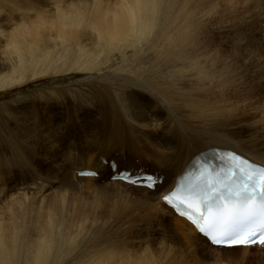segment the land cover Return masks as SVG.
I'll return each instance as SVG.
<instances>
[{"label": "rangeland", "instance_id": "rangeland-1", "mask_svg": "<svg viewBox=\"0 0 264 264\" xmlns=\"http://www.w3.org/2000/svg\"><path fill=\"white\" fill-rule=\"evenodd\" d=\"M95 1L0 0V227L9 237L16 232L15 241L19 233L15 225L38 233L36 240H46L44 246H37L38 264H98L105 254L120 259L125 255L133 264L140 260L146 264H264V247L220 253L210 245L195 251L161 223L158 214L138 206L148 194L111 187L116 181L106 165L114 160L128 170L140 168L161 176L163 183L162 171L149 157L155 151L165 163L176 159L167 167L169 176L184 153L203 142L240 140L264 156V18L259 9H251L247 0H174L177 13L186 2L183 8L198 22L194 20L193 35L187 39L184 58L187 63L193 60L190 66L186 62L167 66L164 58L155 60L154 52L165 44L153 32L137 41L131 36L119 45L107 46L101 40L99 48L92 44L98 41L96 33L87 31L91 34L81 40L85 47L62 46L56 37L58 27L81 29L68 4L83 2L93 9ZM99 1L106 6L126 0ZM24 25L46 44L36 51L12 48L17 30ZM149 54L154 60L148 62L150 57H144ZM155 61L163 65L152 69ZM15 69L24 80L4 84ZM145 74L151 76L146 79ZM170 137L176 150L166 147ZM99 157L107 159L106 169H97L102 176L84 177L96 183H71L82 168L101 166ZM123 191L131 202L114 196L126 195ZM136 198L140 199L133 205ZM93 202L103 215L93 217ZM112 202L117 207L109 205ZM78 214L85 219H78ZM50 217L67 225L51 230ZM45 231L49 236H42ZM20 248L15 253L18 259L15 254L8 258L10 264H25L26 258L20 257L24 245ZM218 255L224 261H216Z\"/></svg>", "mask_w": 264, "mask_h": 264}, {"label": "bare ground", "instance_id": "bare-ground-1", "mask_svg": "<svg viewBox=\"0 0 264 264\" xmlns=\"http://www.w3.org/2000/svg\"><path fill=\"white\" fill-rule=\"evenodd\" d=\"M247 1H249L250 8L251 9L253 8L254 10L259 9L262 18H264V0H247ZM63 2H65V1H63ZM225 2H226V0H225ZM184 3L186 4V2H184ZM184 3H182L181 5L178 3V6L180 5L182 7L178 13H177V9H176L177 1H174V0H126V1L122 2L121 4L109 3L106 6L102 5L103 3L101 1L96 0L95 1L96 5L92 4L94 6L93 9H91L89 7L90 5H88L86 3H83V2L82 3L78 2V3L68 4L69 8L72 9L73 12L75 13V16H78V19H76V21H77V23L80 24L79 27H81V29H79L77 26L73 27V25H70V26H65L64 25V27H61V28L58 27V29L55 31L56 32V37L62 43V44L60 43L62 46L74 45L77 48L81 49V47H85L83 45V43H81L84 40V39L82 40V38L85 37V35L87 36V34H91V33H87V31H92V33H96V38L95 39L96 40L98 39V41H95L92 44L93 45H97L99 48L102 45L101 40H106L107 41V44H106L107 46L108 45H117V44L119 45L123 41L128 40L131 36H134L135 37V41H137V39H138V37L140 35L146 36L147 34H150V32L151 33L153 32L154 33L153 36H155L159 41H161V42H163V44H165V45H163L164 48L161 47V49L163 48L161 51L159 50V52H154V54L156 55L155 56V60H157V59L159 60L161 58L160 59V62H161L162 59L164 58L163 62L167 61L166 62L167 66L169 64H171V66H172V64H174V63L176 64L178 62H179L178 64H180L181 62H183L185 64V62L187 61V59L184 58L185 51H187L186 49L189 47V45L187 43V39L189 41L190 36L193 35L192 31H193V27L195 25L194 24V20L198 22V17L196 15H192L191 16L190 13H188L189 11L186 12L185 8H183L184 7L183 6ZM246 4L248 5V3H246ZM59 5H61V3ZM180 6H179V8H180ZM186 7H187V5H186ZM196 8H195V11H196ZM189 9H191V8H188V10ZM206 10H208V8H206ZM190 11H192V10H190ZM203 11L205 12L204 9L202 10V13H203ZM197 13H199V12H197ZM84 14H85L84 17L88 18L87 21H86V19L84 20L82 18ZM35 16L40 18V19L42 17L41 14L37 13V12L35 13ZM202 17H204V15ZM66 19H68V18H66ZM83 20L86 21V22H84V24H83ZM55 26H56V24H55ZM51 27H53V26H51ZM16 29H18V28H16ZM158 32H160V33L158 34ZM194 32H195V29H194ZM33 35H34V31L33 30L31 31L26 25H24V27L20 31L17 30V33H16V39L17 40L14 43L12 48L21 49V47H26L29 50L36 51L35 49H37V48H39L41 46H44L43 44H46V43L43 42L42 39H40L38 37H35ZM30 36H32V37H30ZM12 37H13V35H12ZM26 38L30 39V42H28ZM92 38H94V37H92ZM11 40H9V41H11ZM87 40H88V38H87ZM57 44H58V42H57ZM6 49H7V47H6ZM198 52H200V51L198 50ZM147 53H149V52H147ZM171 56H174L175 58L171 57ZM186 56H189V55L187 54ZM146 58L147 59L149 58L148 62L154 60V58H152L151 54H149L148 57H144V59H146ZM206 59H209V58H206ZM218 59L215 58V61L214 60L213 61L215 63L219 62V64H220V61ZM138 60H139V58H138ZM222 60L224 62V59H222ZM140 61H141V59H140ZM192 61H189L190 63L186 62L187 65L189 64L188 66H190ZM194 61H195V59H194ZM151 64H153V67H151L152 69L154 68V66H158V65H161V64L163 65V63L158 64V63H156V61L151 63ZM77 65H80V64H77ZM145 65H146V62H145ZM73 66H75V65H73ZM183 67H185V65H183ZM84 68H86V67L84 66ZM144 68H143V70H144ZM150 69H149V71H150ZM141 70H140V72H141ZM155 70H157V69H155ZM136 71H137V69H136ZM136 71H135V73H136ZM16 73H17V70L15 69L10 76L6 77V79H8L9 82H5L4 84H6V83H18V82L24 80L21 74L19 76H16L17 75ZM138 74H139V72L137 73V75ZM133 76H134V74H133ZM150 76H151L150 74H147L146 75V79H148ZM123 77H122V74H121V78H123ZM6 79H4V80H6ZM123 80H125V79H123ZM125 81H127V80H125ZM123 84H124V82H123ZM132 84H133V82H132ZM134 89H135V87H134ZM144 129H145V127H144ZM185 142L186 141H184V144H185ZM165 144L167 145L166 147L168 149H171V150L174 149L175 147L174 148L172 147V145L175 144L174 138L173 137L167 138V140L165 141ZM179 147H180V149H184V145L179 146ZM210 148H220V149L231 150V151H234V152L240 154L241 156H243V157H245V158H247L249 160H252V161L264 166V156L263 155L260 156L261 154L259 155L257 153V151H255V149H253V150L249 149V146L247 147L246 145H244L243 141L240 142V140L238 141V140H235V139L234 140L230 139L228 141L225 140V141H221V142L220 141L219 142H210V141H208V142H203L200 145H196L195 147H192L187 152H185L184 155L182 156V158H180L181 159L180 165L178 166V169L176 168L177 170L175 171V173H173V176H172V174L169 176L166 173V171H167V167H171V166L174 165L173 163L175 162L176 159L173 158L172 159L173 161H171V159H167V158L164 157L165 159H167L166 160L167 162L165 163V161H163V159L161 158V157H163L162 154H160L161 157H158L156 155V153H155L156 151H155L153 154L149 155V157L151 159V163H154L158 167L159 171H162V172H159V174H161L163 176V178H164V181L162 183L163 185L162 184L156 185V189H155V192H157L156 195H153V193H151V190L148 189V188L139 187V186H135V185H130V184H127V183L124 184V182L122 183V181L112 180V176L114 174H113V171H112V169H111V167L109 165V162H108L106 165L108 166V168L110 167L109 172L111 171V180L112 181H116L114 183H111V187H119V188L123 189L124 191H131V192L132 191H137V192H139L141 194H143V193L144 194H148V197H146L144 200H142L138 204V206H142L143 207L142 209L146 208V209L154 211L155 214H158L160 222L165 224V226L169 227L172 231L176 232L179 235V238L185 239L186 243H188L190 246H192V248L194 247L195 251L199 250V249L202 250L203 249L202 247H206V249H209V248H211V246L207 242V240L202 235H200L197 232L195 227L190 223V221L188 219L176 215L173 212V210L163 201V197L174 189V187L177 184V179L184 173L185 169L191 163L193 157L195 155H197L198 153H200L202 151H205V150H208ZM103 150H105V149L103 148ZM175 150H176V148H175ZM175 150H173V153H171L172 156H173V154H175V152H176ZM182 152H181V154H182ZM149 153H151V152H149ZM144 154L147 157V155H146L147 153L144 152ZM100 157H103V156H100ZM100 157L98 158V162L101 164V166H99V165L97 166L95 164H92L91 167L88 166L84 170H92L93 169L92 171H95V169H96V171H98L97 169H99V167L102 168L103 170L106 169L104 164H105L107 159L105 157H104L105 159L104 158H100ZM168 157H169V155H168ZM117 166H118V169H117L116 172H118V173L120 171L131 172L132 173V171H133V172H136V173L135 174L132 173L131 177H136V176L139 175L140 168H136L137 170H133V168H134L133 167L132 169L128 170V168L121 167L119 164H117ZM84 170H83V168L81 169V171H84ZM81 171H79L77 173V175H76V177L74 179L70 180L71 183H75L77 185L80 182H82L83 180L87 179V178L85 179V178H83V177H81L79 175V173ZM98 172L100 173V175H98V178H99V177L102 176L101 175L102 173L100 171H98ZM141 174L153 175V176H155L157 178V180L159 178V181H160V177L161 176L157 177L158 175L156 176L153 173L151 174V173H148V172L142 170ZM94 177H92V178H94ZM86 181L95 182L96 183V181H94L93 179H89V180H86ZM55 182L57 183L58 181H55ZM134 187H138V188H134ZM124 194H126V193L124 192ZM114 196L118 197V198H121V199H123V201H127L128 203L131 202L130 201V195L128 193L126 195H120L119 193H114ZM139 199L140 198L133 199V205ZM109 205H111L113 207H117V204L115 202H112V204H109ZM109 205L107 203H105V209H107V211H109V209H108ZM90 206H91V208L93 210L92 211L93 217L94 216L98 217L100 215H103V211L100 209V206L97 203L93 202L92 204H90ZM79 211L82 212V210H79ZM161 214H163L166 217L162 218L163 216ZM82 215L78 214V219L83 221L86 216L82 217ZM52 216H54V215H52ZM51 217H50V220L52 219ZM101 217H104V216H101ZM54 218L50 221V225L48 226V228H51V230H52V228H54L56 226H63V228H64L67 225V224L66 225L64 224L65 220L64 221H60V223H58V221L56 219H54ZM167 219H169V220H167ZM51 223H52V225H54L55 223L56 224H55V226H51ZM21 224H24V223H21ZM13 228H15V230L17 229V231L19 232L18 236H17L18 237V241H15L17 238L16 239L13 238L15 236L16 232L14 233L13 237H9L8 236L9 233L7 234L6 229H3V228L0 227V264H10L8 262V258L11 257L13 254L19 252V250L21 249L20 247H23V245H24L23 252L20 253L21 259L23 260V258H26V260H24L25 264H38L39 261H40V258H39L40 251L37 248V246H41V245L44 246L45 244H43V243L46 240L44 242H42V240L39 241V240L34 239L35 236L38 233L36 234V232H34V231H27L25 228H21L20 229V225H15ZM69 230L70 229H68L67 231H69ZM48 232H49V230H48ZM64 232H65V230H64ZM64 232H63V234H64ZM45 233L46 234H44V235L41 234V235L45 236V237L49 236L46 231H45ZM11 234H13V231H12ZM11 234H10V236H11ZM68 234H71V232H69ZM19 236H22V237H19ZM22 238H25V240H22V242L19 244V242H20V240ZM54 241H56V239ZM50 243L52 244V242H50ZM52 246L53 245H51L50 247L52 248ZM54 246H55V244H54ZM196 247H198V249ZM254 247L261 248L259 245H255L253 247H247V248H245V247H238V248L248 251L249 249H252ZM206 249H205V251H206ZM212 249H214L215 251L221 253L223 251L232 252V251H234L237 248H223V247H215V248H213L212 247L211 250ZM119 252H121V251H119ZM47 254H48V252H47ZM99 255H101V254H99ZM14 256L17 258V254H15ZM32 256H33V258H32ZM119 256L120 257H124L125 259L124 258L120 259V258H118V257H116L114 255L105 254V257H101L100 256L101 258H100V261H99L98 264H133L130 260L126 259V258H128L127 256H125V255H119ZM223 259H224V257L222 255H218L215 258L216 261H221ZM135 264H146V263L143 262L142 260H140V261H137Z\"/></svg>", "mask_w": 264, "mask_h": 264}, {"label": "snow or ice", "instance_id": "snow-or-ice-1", "mask_svg": "<svg viewBox=\"0 0 264 264\" xmlns=\"http://www.w3.org/2000/svg\"><path fill=\"white\" fill-rule=\"evenodd\" d=\"M121 178L133 185L140 183L131 175ZM144 179L145 187L154 186L152 176ZM163 199L213 245L264 247V166L229 152L220 165L205 161L198 165L197 171L183 175Z\"/></svg>", "mask_w": 264, "mask_h": 264}]
</instances>
